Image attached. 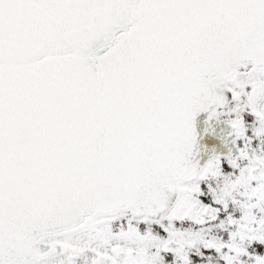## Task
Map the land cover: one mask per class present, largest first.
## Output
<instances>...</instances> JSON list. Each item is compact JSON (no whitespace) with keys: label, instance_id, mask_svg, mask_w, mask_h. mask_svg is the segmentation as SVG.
I'll list each match as a JSON object with an SVG mask.
<instances>
[{"label":"snow or ice","instance_id":"6c2138e0","mask_svg":"<svg viewBox=\"0 0 264 264\" xmlns=\"http://www.w3.org/2000/svg\"><path fill=\"white\" fill-rule=\"evenodd\" d=\"M0 264H264V0H0Z\"/></svg>","mask_w":264,"mask_h":264}]
</instances>
